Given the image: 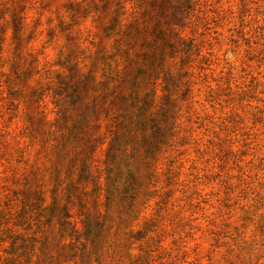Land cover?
<instances>
[{
  "label": "rangeland",
  "instance_id": "374dc122",
  "mask_svg": "<svg viewBox=\"0 0 264 264\" xmlns=\"http://www.w3.org/2000/svg\"><path fill=\"white\" fill-rule=\"evenodd\" d=\"M19 1L0 0V264H17L16 239L49 230L40 212L52 206L59 174L64 187L79 181L65 160L70 146L63 150L58 104L89 78L97 84L91 98L105 107L140 93L154 119L136 151L130 141L117 151L111 130L126 131L130 114L116 109L109 125L100 115L106 139H95L96 172L91 182L76 183L84 202L61 193L79 229L80 208L110 217L107 262L115 264V236L128 246L121 264H264V0H25L17 50L10 10ZM128 28L143 33L121 48L134 67L152 62L157 47V56L165 53L136 93L125 76L129 62L104 65ZM117 70L122 79L104 89V73ZM157 128L158 147L150 152L142 138ZM130 172L142 176V186ZM108 184L119 188L126 213L137 205L133 213L115 204L107 211ZM29 191L44 201L29 200ZM88 249L78 244L60 264H82ZM97 258L85 264H101Z\"/></svg>",
  "mask_w": 264,
  "mask_h": 264
},
{
  "label": "trees",
  "instance_id": "16d2710c",
  "mask_svg": "<svg viewBox=\"0 0 264 264\" xmlns=\"http://www.w3.org/2000/svg\"><path fill=\"white\" fill-rule=\"evenodd\" d=\"M24 1L25 0H20L19 2H17L16 7L14 6V8L10 10L12 17L11 20L13 23L12 29L14 31V39L16 40L15 47L17 50H19L22 46V38L20 34L23 27L25 26L23 22L25 20V17L22 14L24 10L21 8L22 3L24 4ZM120 11L121 10H118L117 12ZM5 14L6 12H4V8L1 7L0 20L4 19ZM132 29L133 28H128L125 31L119 33V37L115 40L114 44L116 51L112 52L111 54H106V57H104L105 67H118L120 65L126 64V62H129L130 56H128V54L127 56H123L121 53L122 45L127 44L128 41H131L135 44L137 38H142L143 35L139 28H136L135 30ZM143 39L147 40V37H143ZM3 44L4 40L1 38L0 34V60ZM159 48L160 47H157V49ZM157 49L153 51V60L149 64L144 65V63L142 66L134 67L137 62L130 61L128 66H126L125 76L131 78H129V80L132 88L134 89L133 93H136L139 89H141L142 84L147 85L150 82V66L155 65V62L157 63L158 59L163 60L165 55L164 50H162L161 48V50H159L161 51V53L157 56ZM124 57L125 60L121 62V59ZM156 67L157 66H155V68ZM104 76L108 78V81H105L103 83L105 87L104 89H110V87H113L112 84H114L116 80L118 81L119 79H122L118 70L116 72L106 71L104 73ZM90 79H92V83H95V79H87L83 87L85 91L81 90L79 85H72V87L70 88L72 90H67L66 97H64V100L61 102L62 104H58V107L60 109L59 114L63 113L62 122L59 126L65 132V134L63 135V150H66V146H70V152H67L68 150L65 152V160L67 159V157H69L71 161H69L68 159L66 161L67 165L69 166L68 169L77 171L79 173V181L76 182L78 184L81 183V180L91 182L89 175L92 171L96 172V160L94 152L98 143H96L95 139L97 137H100V135L103 137V140L106 139V135L100 134L99 131L100 125L98 124V122L100 121V115L103 114L105 116L106 120L109 121V125L114 121L115 118H117L116 109L121 112L122 108H126V110H128L127 114H130L127 121V126L125 127L126 131L119 133L116 131V129L111 130V136L114 135L112 149L118 147L117 151H121V149L125 147L129 141L131 142V144L134 143L136 145V151L137 146L139 145L138 141L136 140L141 135V133L148 132L149 126L154 122L153 114L147 115L149 102L146 101L147 98L145 99V101L140 99V93L137 94V97H135L134 100L132 99V101L130 102L125 101L123 95L121 97L120 103H114L110 108H108L104 106L105 103H102L101 100L96 97V95L91 98V91L96 92L95 88H97V84H95V87H92ZM133 96L135 95L132 94L129 97L132 98ZM122 103H124L126 106H124V104ZM139 103H141V107H138ZM26 104V116H31L33 115V113L35 114V107L32 106L30 100H28ZM136 108H138V112H135ZM40 120L41 119H38V124L40 123ZM155 126H157V122L155 123ZM42 128L43 127L40 126L37 127V131L42 130ZM159 130L160 128H157V131L154 132L151 136L146 134L144 135L146 136V138H142L144 146H147V149L150 152H154L157 150L156 148L158 147L159 141L157 133L159 132ZM71 154L75 155L70 158ZM115 157L117 156L114 155L112 157L113 161L116 160ZM109 161H111V159ZM97 173L98 175H100V172ZM61 176L62 175L59 174V177L57 178L58 184L56 190H54L53 192L52 206L49 208L46 207L44 208V210H41L43 212H40L41 217L47 218V225H49V230L45 232L40 238L38 236H33L26 239V237L28 236L25 235V239L23 236L16 239V241H14L12 244V247H14V249H12L13 251L11 252L12 261L17 262V264H60L61 259H66L68 252L74 251V248L78 244L89 243L90 249H88V252L91 254L87 255L86 252H83V256H81L82 264L86 263L85 259L88 261L94 256L98 257L97 260H100L101 264H111L107 262L109 258V252L105 250L107 246L106 244L109 240H107V238L111 231V228L109 227V223L111 222L110 217L104 216L103 218V216L100 215L93 216L91 213L84 214L80 208L78 215L83 218V220H81L83 228L79 229L76 223L71 220L73 216L72 214L70 216L69 205H65L63 203L64 199L63 194L61 193L65 191V193L69 194V197H67V199L69 201V199L72 197V203L73 200L77 199L79 201V204L81 205L84 200H79V187L76 183L75 185L71 186H62L64 184V180L61 178ZM129 177L132 180L135 179V184L138 183L140 186H142L143 181L141 175L138 176L136 172H130ZM97 178L99 181L100 176ZM106 192L108 207L107 211H109V207L111 208V205L115 204L116 209L119 208L120 213L124 215H127L130 212L133 213L137 205L133 206V209L129 210V213H126L128 211L124 210L125 208L123 205H121L123 209L120 208L118 200L120 199L119 188H116L115 184H108ZM29 193V200L33 199V201H44L40 197V192V194L38 192L33 193L31 191H29ZM35 234L36 233H34L33 235ZM68 239L71 240V242L69 244H66L65 242ZM19 243H21L22 245H19ZM127 247L128 246L125 243L124 238L120 237V239L115 240L114 236V241L111 249L113 250V261L115 260V264H121L125 262L123 259L127 258ZM73 256H76V254H74ZM34 257H36L35 260H33Z\"/></svg>",
  "mask_w": 264,
  "mask_h": 264
}]
</instances>
